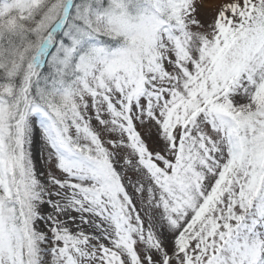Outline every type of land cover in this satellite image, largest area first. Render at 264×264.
<instances>
[{"label": "snow or ice", "instance_id": "1", "mask_svg": "<svg viewBox=\"0 0 264 264\" xmlns=\"http://www.w3.org/2000/svg\"><path fill=\"white\" fill-rule=\"evenodd\" d=\"M0 264H264V0H0Z\"/></svg>", "mask_w": 264, "mask_h": 264}, {"label": "rangeland", "instance_id": "2", "mask_svg": "<svg viewBox=\"0 0 264 264\" xmlns=\"http://www.w3.org/2000/svg\"><path fill=\"white\" fill-rule=\"evenodd\" d=\"M212 3H213V0H207V6L208 7H211L212 6Z\"/></svg>", "mask_w": 264, "mask_h": 264}]
</instances>
